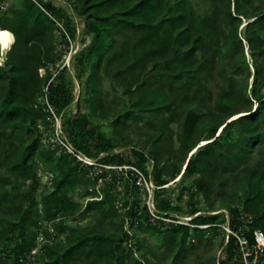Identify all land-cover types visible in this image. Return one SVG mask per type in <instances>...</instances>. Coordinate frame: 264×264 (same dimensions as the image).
<instances>
[{
    "label": "trees",
    "instance_id": "trees-1",
    "mask_svg": "<svg viewBox=\"0 0 264 264\" xmlns=\"http://www.w3.org/2000/svg\"><path fill=\"white\" fill-rule=\"evenodd\" d=\"M39 1L47 10L62 17L68 34H74L72 20L61 8L55 6L52 1ZM23 2L24 9H16L12 12L13 4L0 16V27L9 29L14 35V41L7 51V67H0V79H9L7 95L2 101L3 106L0 110V123H7L18 116L25 121L29 119L32 122L35 121V116L38 114H33V110L26 101L27 95L22 96L26 93L27 85L31 80H34L35 87L38 86L40 79H35L37 67L44 64L43 58H50L51 55L50 49L45 52L40 49V42L43 41L44 33L51 31L49 23L53 24L52 21L34 1L23 0ZM95 2L100 7L105 3L111 5L125 2V0ZM233 2V12L230 8L231 0H222V9L218 4L211 2L213 4L211 12L200 17L192 13L186 0H134L129 2L124 11L90 15L85 20V28L93 34V37L75 61L77 69L84 67L86 63L92 65L93 69L97 68L102 58L108 55L112 59L114 53L112 55L109 53L115 48L119 34L125 30L132 31L139 42L147 39L154 45L148 52L144 51V56L152 53L158 58L152 69L138 72L137 83L134 85L136 90H149L151 87L159 86L178 91L182 99L193 100L201 109H204L206 105V110L212 107L217 112H224L227 117L241 113L226 122L210 126L208 136L203 138L207 141L198 146L190 145L188 148L190 152L193 148L195 151L190 153L183 162L184 167L179 178L190 177L195 172L202 173V176L195 180V184L206 197L213 188L206 175L213 170L222 172L236 170L243 163H247L253 151L258 152L264 144V93L260 91L261 86H264V67L255 65L250 95H248L245 88L242 89L241 83L239 88L236 87L235 77L227 74L226 65L222 64L225 57L231 56L232 47L235 50H243V43L237 32L242 17L249 19L244 24L246 29L244 39L250 53L254 56L264 54V8H257L250 4L247 10L242 9V2L248 5L252 0H233ZM164 5L168 6V11L160 16L157 15L160 6ZM34 9L38 12L36 10L31 12ZM135 16H140L142 19L136 21ZM176 26H182V29L174 32ZM94 56L98 57L96 61H92ZM237 66L241 64L235 67ZM243 68L247 69V66L244 65ZM215 69H218V76L221 79L214 89L208 82L211 77L215 78ZM92 75L94 74H90L88 78H92ZM33 92L32 90L31 93ZM213 94L217 96L215 102L212 101ZM48 98L57 110L67 106L72 100V94L66 89L62 74L58 75L55 81L48 83ZM254 102L256 103L253 108ZM162 106L164 105L159 108ZM164 107L168 108L167 105ZM144 108L151 110L158 107ZM206 110L197 112L192 108L186 109L183 120L185 137L193 133L194 127L206 114ZM64 126L78 151L90 156L107 152L99 158L101 163L130 164L139 171H144L143 164L149 159L148 155L136 148L132 149V155L128 158H124L119 153H110L115 147L113 139L105 136L101 131L88 127L87 122L80 115L75 114L67 119ZM28 130L31 132V129ZM232 131L235 132V137H231ZM2 134L7 135L6 131ZM38 142L39 138L35 136L23 151L22 157L13 164V169L18 175L28 181L24 194L26 205L18 208L15 220L5 223L0 229V239L3 240L0 242V264H22L19 257L36 244V231L29 227H39L40 218L52 221L58 232H67V234L63 242L44 243L42 251L34 255L36 261L42 257L45 258L42 264H67L75 254L87 257L94 253H107L110 259L121 260L118 242L123 237L128 238L125 230L116 241L106 235L93 232L76 235L75 227H69L64 219L78 207V203L68 195V188L73 187L82 177L95 185L99 177L105 179L106 170L87 175V169L81 170L75 158L61 152L54 159L58 173L52 178L51 189L45 188L39 201L41 207L38 208L36 192L40 185V178L36 171V163L33 161V153L39 145ZM53 152L48 150L49 155ZM123 170L133 172L132 169L123 167L120 171L116 169L114 171L122 174ZM151 176L156 186L153 189L157 201L155 208L159 212L167 211L166 215H170L168 211L173 208L171 201L158 200L160 191L165 188L163 184L168 181L162 177V169L155 157H153ZM105 183L106 186L97 188L100 197L97 195L89 197L84 203L82 212L95 211L102 214L106 212L109 205L113 203L114 195L109 188L110 182L106 180ZM89 192V190L86 191V193ZM243 207L251 213L252 220L247 223L250 229L259 227L264 230V185H260L255 193L245 199ZM144 208L145 211L140 217L137 213V201H131L126 210L130 216V225H134L140 218L145 220L146 225H152L149 219L150 214L145 206ZM188 212L191 215L196 213L189 219V224L171 221L165 229V233L170 238H175L176 234L181 232L182 246L190 230L196 236L204 231L203 228H211L226 221L225 218L219 217V213L199 214L194 206H191ZM240 214L239 207H230L228 223L231 227L236 228L241 222ZM56 217L60 218L55 222ZM181 245L180 251L183 250ZM129 253L132 255L131 249ZM142 262L140 260L138 264ZM32 263L30 261V264ZM216 264H241L233 236H228L227 241L224 242V253L217 259Z\"/></svg>",
    "mask_w": 264,
    "mask_h": 264
},
{
    "label": "rangeland",
    "instance_id": "rangeland-1",
    "mask_svg": "<svg viewBox=\"0 0 264 264\" xmlns=\"http://www.w3.org/2000/svg\"><path fill=\"white\" fill-rule=\"evenodd\" d=\"M95 1L97 0H62L61 3L55 1L57 7L72 20L74 34H69V38L64 40L56 34L54 25L49 23L51 31L43 35L40 49L43 52L50 49V58H43L44 64L37 67L35 79H40L38 86L35 87L34 80H31L27 85L26 93L22 96L27 95L26 101L29 107L33 110V114L38 115L35 116L34 122L30 119L25 121L18 116L7 123H0V229L5 223L15 220L18 208L26 205L24 194L28 181L18 175L13 169V164L22 157L23 151L35 136L39 138V145L33 153V161L36 163V171L40 178V185L36 192L38 208L41 207L39 201L45 188L51 189L50 175L54 176L58 173L54 159L64 151L57 146L52 147L50 142L40 136L37 124L44 126L49 135L51 132L55 133V124H60L63 136L73 144L64 128V122L77 114L87 122L88 127L101 131L105 136L113 139L115 147L110 153H119L124 158H128L132 155V149L136 148L148 155L149 159L143 164L145 172L140 170L141 174L136 176L135 170L130 168L131 165L125 164L126 168L133 170L132 173L123 170L120 174L117 173L120 171L119 168L116 172L115 169L104 168L105 179H98L95 185L82 177L73 187L68 188V195L78 203L77 209L66 216L69 219L68 226L75 227L74 234L84 235L93 232L106 235L116 241L125 230L128 238L123 237L118 242L121 260L110 259L107 253H94L87 257L75 254L67 264H138L140 260L143 261L142 264H216L217 259L224 253L226 240V232L222 227L224 221L217 226L203 228L204 231L196 236L190 230L183 246L181 232H178L175 238H170L165 233V229L171 222L170 219L185 221L193 217L196 213L191 215L188 212L191 206L196 207L199 214L219 213L220 218H226L230 207H239L241 213L250 215L251 213L244 210L243 206L245 199L255 193L260 185H264V144L258 152L253 151L250 160L236 170L232 172L213 170L206 175L209 184L213 187L207 197L195 184V180L199 179L202 173L195 172L190 177L178 178L183 169V162L190 155L189 146L194 144L198 146L206 142L207 140L203 138L208 136L210 126L226 122L241 113L227 117L224 112H217L215 108L206 110L204 105L206 114L199 119L193 133L185 137L183 120L186 109L192 108L197 112L205 110L198 108L193 100L182 99L178 91L159 86L151 87L149 90L134 88L138 72L152 69L158 58L152 53L144 56V51L148 52L154 45L147 39L139 42L132 31L125 30L119 34L115 48L109 53V55L114 53L112 59L107 55L101 59L100 65L95 69L89 63L77 69L76 57L84 51L93 37V34L85 28L86 18L94 14L104 15L112 11H124L129 2L134 0H125V2L111 5L105 3L100 7L95 4ZM186 1L192 13L199 17L211 12L213 6L211 2L218 4L222 9V0ZM250 4L257 8H264V0H252L248 5L242 2V9L247 10ZM230 8L233 12V0H231ZM16 9H24L23 0H16L12 12ZM80 10L83 12L80 13ZM158 11L157 15L160 16L168 11V6H160ZM134 19L140 21L142 17L135 16ZM248 20L247 17H242L237 27L243 50H235L232 47L231 56L225 57L222 64L226 65L227 74L235 77L236 87L239 88L241 83L242 89L245 88V92L250 95L255 65L264 67V54L254 56L248 49L244 39L246 33L244 24ZM180 29L182 26H176L174 32ZM140 56L141 58L138 59ZM62 58H65V62ZM6 59L7 52L0 53V67H7ZM97 59L98 57L94 56L92 61ZM238 64L241 66L235 67ZM244 65L247 69L243 68ZM217 70H214L215 78L211 77L208 82L214 89L221 79ZM60 74L63 75L66 89L72 94V100L60 110L55 107L57 117L55 120L54 114L42 110L38 101L43 99L46 85L55 81ZM90 74H94L92 78H88ZM8 81L9 79H0V110L3 106L2 101L7 95ZM32 90L33 93H31ZM260 91L264 93V86H261ZM216 99L217 96L213 94L212 101L215 102ZM36 102L39 103L38 106L35 105ZM161 105H167L168 108L164 106L159 108ZM144 107L158 108L149 110ZM171 112L174 113L171 114ZM28 129H31V132ZM4 131L6 136L2 134ZM231 137H235L234 131L231 132ZM48 150L54 151L52 156L48 154ZM106 153L100 152L96 156L83 154L99 161V158ZM153 157L158 160L162 177L168 181L163 184L165 188L160 191L158 200L171 201L173 208L168 211L170 215H166L167 211L159 212L155 208L157 201L153 189L156 186L151 179ZM79 167L81 170L85 169L82 166ZM87 173L90 175L89 172ZM106 180L110 182L109 188L114 195L113 203L104 214L95 211L82 212L84 203L89 197L94 195L100 197L97 188L106 186ZM87 190L90 192L86 193ZM133 200L137 201V213L140 217L145 211L144 206L146 207L152 225H146L142 218L133 220L136 223L130 225V216L126 210ZM42 220L40 218L39 221ZM44 225L48 226L47 223ZM29 228L36 231L35 242H40L39 239L43 234L39 232L38 227L30 226ZM66 234L67 232L55 234L57 238L53 242H63ZM0 242L3 240L0 239ZM180 245L183 247L182 251L179 250ZM37 251H40L39 244ZM30 261L33 262L32 264H42L45 258L41 257L36 261L34 257L26 253L21 260L22 264H30Z\"/></svg>",
    "mask_w": 264,
    "mask_h": 264
},
{
    "label": "built area",
    "instance_id": "built-area-1",
    "mask_svg": "<svg viewBox=\"0 0 264 264\" xmlns=\"http://www.w3.org/2000/svg\"><path fill=\"white\" fill-rule=\"evenodd\" d=\"M34 1L40 8L43 10L47 16L50 18L54 25V31L57 35H59L61 38L66 40V38H69V34L67 32V29L65 27L64 21L62 17L57 16L56 14L52 13L51 11L47 10L43 3H41L39 0H32ZM46 1V0H43ZM54 3L55 6H57V3L55 1H59V3L62 2V0H50ZM16 0H0V16H2L14 3ZM9 30V29H8ZM10 31V30H9ZM12 36L14 37L12 31H10ZM1 53V52H0ZM66 54V53H65ZM65 54L63 55L65 58ZM70 57V56H69ZM68 57V58H69ZM65 58H62L65 62ZM66 65L65 63H63ZM42 100H39L35 103L36 106L39 105V107L48 112L49 114H54L55 120H57V117L55 115V106L51 103V101L48 98V84L46 85V91L44 92V95L42 97ZM39 127V132L41 133L40 136L44 137L47 142H50L53 146H57L61 148L65 153H67L70 157L75 158V160L79 163V166H82L87 169L89 174L91 173H98L101 172L104 168H112L121 170V168H126L125 165H108L101 163L98 160H94L91 157L86 156L81 151H78L75 146L66 139L61 130L60 124H55L54 126V132H51L50 135L46 133L44 126L37 124ZM133 168L136 172V174H141V171L134 167ZM53 175L51 174L49 177L50 183L52 182ZM98 179H101L100 177ZM60 217H56L54 221H58ZM241 222L237 225L236 228H233L229 225V214L226 215L225 222L222 224L223 229L226 232V240L228 239V236L234 237V243L236 246V249L238 251V254L240 255L241 264H264V230H262L259 227L251 228L247 224L251 221V215H244L243 213L239 216ZM66 222H68L69 219L64 217ZM171 221L179 222V223H186L189 224L188 220L182 221L181 219H170ZM45 223L48 224L44 225ZM50 225V226H49ZM39 232L43 234V236L39 239L40 242L36 241V244L28 251L25 252L23 255L19 257V260L21 261L22 258L27 253L32 258L34 255L38 252L42 251V247L44 243H50L53 242L54 239L57 238V235L54 236L57 233H64V232H58L54 226L52 221H46L42 220L40 221V226L38 227ZM249 231H251L249 233ZM37 236V235H36ZM40 246V251H37V245Z\"/></svg>",
    "mask_w": 264,
    "mask_h": 264
},
{
    "label": "bare ground",
    "instance_id": "bare-ground-1",
    "mask_svg": "<svg viewBox=\"0 0 264 264\" xmlns=\"http://www.w3.org/2000/svg\"><path fill=\"white\" fill-rule=\"evenodd\" d=\"M13 41H14V37L12 36L10 31L6 28L0 27V52H1V54L6 53L10 49ZM203 143H201V144H203ZM194 151H195V148H193L190 153H192ZM183 167H184V164H183ZM179 177H180V175L178 176V178Z\"/></svg>",
    "mask_w": 264,
    "mask_h": 264
}]
</instances>
